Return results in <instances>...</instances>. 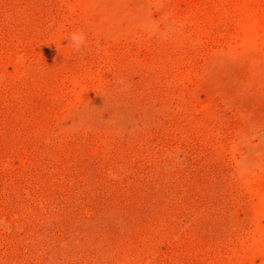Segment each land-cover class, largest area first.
Returning <instances> with one entry per match:
<instances>
[{
    "label": "rangeland",
    "instance_id": "374dc122",
    "mask_svg": "<svg viewBox=\"0 0 264 264\" xmlns=\"http://www.w3.org/2000/svg\"><path fill=\"white\" fill-rule=\"evenodd\" d=\"M0 264H264V0H0Z\"/></svg>",
    "mask_w": 264,
    "mask_h": 264
},
{
    "label": "clouds",
    "instance_id": "9594fccd",
    "mask_svg": "<svg viewBox=\"0 0 264 264\" xmlns=\"http://www.w3.org/2000/svg\"><path fill=\"white\" fill-rule=\"evenodd\" d=\"M68 39H70L71 45L75 51H80V49L86 45V36L81 30L72 31ZM22 59V57H18V60L22 61Z\"/></svg>",
    "mask_w": 264,
    "mask_h": 264
}]
</instances>
